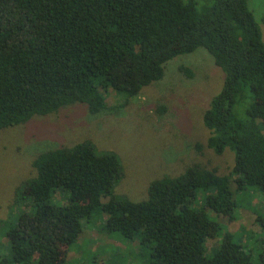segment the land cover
<instances>
[{
	"label": "trees",
	"instance_id": "trees-1",
	"mask_svg": "<svg viewBox=\"0 0 264 264\" xmlns=\"http://www.w3.org/2000/svg\"><path fill=\"white\" fill-rule=\"evenodd\" d=\"M199 47L223 75L203 113L206 146L230 150L231 170L196 163L132 201L114 192L123 174L115 153L89 140L43 151L0 264H65L98 215L107 233L148 248L149 264H264V249L254 254L228 231L206 252L216 217L231 219L252 188L264 198V39L248 0H0V130L69 104L98 113L107 89L136 97L167 61ZM57 190L64 202L52 200Z\"/></svg>",
	"mask_w": 264,
	"mask_h": 264
},
{
	"label": "rangeland",
	"instance_id": "rangeland-1",
	"mask_svg": "<svg viewBox=\"0 0 264 264\" xmlns=\"http://www.w3.org/2000/svg\"><path fill=\"white\" fill-rule=\"evenodd\" d=\"M248 7L264 39V0H248ZM222 77L212 56L199 47L167 61L163 77L143 87L136 97L107 89L105 108L98 113H90L81 103L69 104L0 130V255L10 256L5 228L25 209L28 199L22 190L35 176L32 163L43 151L89 140L97 152L115 153L123 174L114 192L132 201L146 198L152 180L177 176L196 163L228 173L232 152L216 154L209 149L210 132L203 124V113L220 90ZM250 192L231 219L216 217L221 228L207 239V253L218 247L227 231L254 254L264 249V233L255 217L264 216V198L256 188ZM52 200L64 202L65 193L53 191ZM102 220L101 215L93 218L92 227L68 250L65 264H149L148 248L116 232L107 233Z\"/></svg>",
	"mask_w": 264,
	"mask_h": 264
}]
</instances>
